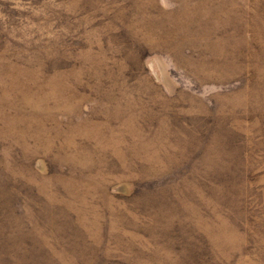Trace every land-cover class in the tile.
Wrapping results in <instances>:
<instances>
[{
  "label": "rangeland",
  "instance_id": "rangeland-1",
  "mask_svg": "<svg viewBox=\"0 0 264 264\" xmlns=\"http://www.w3.org/2000/svg\"><path fill=\"white\" fill-rule=\"evenodd\" d=\"M0 264H264V0H0Z\"/></svg>",
  "mask_w": 264,
  "mask_h": 264
}]
</instances>
